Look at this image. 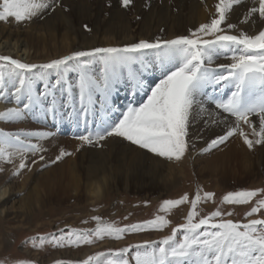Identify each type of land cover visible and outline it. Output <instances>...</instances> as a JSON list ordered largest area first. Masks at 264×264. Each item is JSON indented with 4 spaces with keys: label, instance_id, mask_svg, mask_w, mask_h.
<instances>
[{
    "label": "snow or ice",
    "instance_id": "snow-or-ice-1",
    "mask_svg": "<svg viewBox=\"0 0 264 264\" xmlns=\"http://www.w3.org/2000/svg\"><path fill=\"white\" fill-rule=\"evenodd\" d=\"M132 3L133 0H119L124 9ZM234 6L246 8L239 24L231 22L237 11ZM58 7L68 11L61 0H0V22L31 23ZM257 14L259 22L264 23V0H251V6L242 0H218L215 13L207 22L172 39L157 37L154 41L140 40L119 47L77 50L43 64L0 56V101L14 105L0 111V121L15 123L38 115L55 123L82 126L83 131L74 137L81 146L102 148L103 142L111 139L127 142L167 161H179L189 151L194 109L199 107L197 114L204 112V103L208 101L218 110V119L205 123L218 126L220 131L201 151L220 148L233 137L242 139L253 150L264 145V27L251 31L257 23ZM241 25H248V29ZM83 28L92 31L87 24ZM150 55L161 70L154 86L145 85L143 80L146 58ZM221 56L230 62L216 64ZM5 65H8L6 71ZM72 75L75 81L70 79ZM52 76L54 81L50 80ZM125 81L133 95L143 92L146 99L138 106L130 102L113 119L110 116L114 110L113 97ZM38 83L42 88H37ZM224 90L227 95L223 94ZM217 92L221 95L213 94ZM53 134L0 132V162L13 165V176H19L25 169L31 171L33 165L45 160L43 155H39V160L31 159L44 151L31 139ZM66 155L71 153L61 150L43 167L57 163ZM4 171L0 167V172ZM214 197V193H202L198 189L191 197L184 194L179 199L164 200L159 207L163 215L125 227L93 216L94 229L61 230L59 236H52L50 243L54 247H80L106 237L122 240L129 233H163L170 228V233L158 240L112 251L116 259L108 264H264V218H251L257 214L264 216V188L229 192L220 201L233 206L249 205L260 197L245 213L247 222L226 219L233 212L220 207L201 216L200 205L214 203ZM181 205L188 206L184 222L173 226L167 216ZM38 239L39 243L33 240L34 248L45 243L44 237ZM133 248L135 254L129 258ZM96 258L88 256L78 264H93Z\"/></svg>",
    "mask_w": 264,
    "mask_h": 264
},
{
    "label": "rangeland",
    "instance_id": "rangeland-1",
    "mask_svg": "<svg viewBox=\"0 0 264 264\" xmlns=\"http://www.w3.org/2000/svg\"><path fill=\"white\" fill-rule=\"evenodd\" d=\"M175 2L176 0H172V2L170 0L171 5L169 14H173L170 23L164 27L159 24H151V29L148 25L150 24L148 22L149 8L147 5L143 4V6L137 10V6L134 2L128 9L122 8L119 6V3L114 5L111 2L100 10H92L94 7L92 8L91 5L86 4L83 6V9L81 8L80 12L76 9L71 10L72 12L69 11V9L68 11L63 10L61 15L57 16V18L62 19V29L64 31L66 28H72L75 30L81 29V31L86 33L85 35H88L90 40L92 39L97 26L100 25V22L104 27L107 25L105 29H107L109 25L111 27L119 23L124 24L128 26V30H124V35L122 34L123 36L112 34L116 37V39L113 41L122 42L119 46H124L127 44L136 43L140 40L154 41L157 37L161 39H172L179 35H186L190 29H195L196 25L202 22L196 21L191 26H189L187 24L188 14L186 13L182 14L179 19L174 20L175 14L177 13ZM52 17L53 15L49 14L45 16L43 20L36 19L27 24L18 25L15 23L0 22V25L7 27L13 25L14 28L12 30L19 31L18 29L26 28L28 24L31 25L33 22L36 23L37 20L49 22ZM84 24H87L92 29V31H85L83 28ZM186 24L190 27V29H187ZM98 28L104 29L103 27ZM147 29L151 30V32L148 34L146 32ZM97 41L99 40L97 39ZM77 43L81 45L83 40L78 41ZM78 44L74 45L73 50L79 46ZM119 46L117 45V47ZM58 50V47H56L49 53L33 54L30 63H47L53 59L61 58L67 53L73 52L64 49V47H61L60 51ZM6 70L7 65H5V71ZM72 77H74V75H72ZM50 80L54 81L55 76L50 77ZM37 88H42V85L38 83ZM144 100L145 98L143 101ZM143 101L141 99L140 103ZM206 102L207 101H205L204 104H206ZM140 103L134 102V104H137V106ZM30 117L32 116H29L21 122L15 123L0 121V132H46L43 129L53 132L54 128L58 127L56 124H59L55 123L51 125L50 122L52 121H47L49 118L42 117H39L38 122L32 123V121H29ZM46 123L47 126H45ZM63 123L68 124V122ZM69 134H65L63 137H60L59 140H57V142H55L54 145H51L50 147L45 145L46 148H43L44 151L37 154L35 157H31V159L39 160V155H43L45 160L33 165L31 171H28L27 169L23 170L19 176L12 175V164L0 162V167L5 169L4 172H0V177L5 178L3 181H1L0 186L10 187L11 189L12 186L22 188L23 184H27V186L29 185L27 189L26 186L24 189H22V191L18 190L14 195V199L7 204L6 207L8 208L10 214L8 213L5 217V215H2L0 212V264H21L23 261H31L32 264H57L58 261L62 262V264H78L79 261L87 259L88 256L97 257L93 264H108L109 260L116 259L115 256L111 255L112 251L128 247L129 245L140 244L147 240H158L162 235L169 234L170 228L165 229L163 233L155 231L129 233L126 234L122 240H114L106 237L104 240L97 241L92 245H81L80 247H54L53 244L50 243L51 238L53 235L59 236L61 234V230L67 232L70 229H94L96 222L92 220L93 216H99L105 222H115L119 227L143 223L145 221L154 219L156 215L164 214L159 212V207L164 200L179 199L184 194H188L191 197L194 196L198 189L202 190V193L212 192L215 194L214 203L208 202L207 204L200 205L201 216L208 215L211 211H214L217 207H220L222 210L233 212L232 216H225L226 219L247 222L245 220V213L250 210V207L253 206L256 200L260 197L254 198L249 205L233 206L221 204L220 201L222 200L223 196L229 192L257 190L264 188V172L262 171L260 172L259 170H254V172L248 176L240 173L235 178H221L219 176L210 177L205 171L201 170V162H196L192 168L191 164L187 163V161H184V157H182L178 163L182 164L183 166L181 167L183 169V177L185 181L184 183H182V181L179 186L171 189V191H157L155 194L149 192L141 193L136 189H130L129 187L127 188L123 185H120L118 189L114 187L113 189L108 190L103 195L101 194L96 198L91 197L89 194L80 196L75 195L72 192H68L67 197L61 196L63 200L59 199V201L56 202V200L53 199L51 205L38 209V211H35L31 216L24 220V216H19V211L16 208L20 206L19 200L25 197L27 190L34 185H41L43 182L42 179L44 178L43 174L45 172L51 174V171H53L55 167H61L64 164L69 163L71 158H74L75 152L70 151V142H75L77 144L78 139L70 137ZM42 139L45 138H41L39 140L32 138L31 142L38 143L40 145ZM66 141L70 142L66 143ZM56 143L58 144L56 145ZM84 146L88 145L81 146L80 143L78 151L83 149ZM61 150L69 152L71 155H66L57 163L50 164L48 167H43L46 162L50 163L51 160H54L56 156L59 155ZM206 154L207 152H203L202 155L204 156ZM31 159H29L28 163H31ZM16 163H19L18 159L16 160ZM68 171V169H64L65 173H68ZM29 173L31 176L35 174L33 176L37 177L35 181H33V178L29 177L26 178V180H23L22 177H26V175ZM81 175L82 173L78 172L77 176L79 179L81 178ZM13 205L15 208L11 210ZM187 208V205H181L179 208L173 209L172 212L168 214L167 218L172 221L173 226L184 222V216H186ZM262 212H264V210H262ZM251 218H264V216L257 214L255 217ZM85 221H87V223H85ZM40 237L45 238V243L40 248H34L33 240H36L37 243H39L38 238ZM135 251L136 250L134 248L131 249L128 253V257L131 258L135 254ZM101 253L103 255L97 256V254Z\"/></svg>",
    "mask_w": 264,
    "mask_h": 264
},
{
    "label": "bare ground",
    "instance_id": "bare-ground-1",
    "mask_svg": "<svg viewBox=\"0 0 264 264\" xmlns=\"http://www.w3.org/2000/svg\"><path fill=\"white\" fill-rule=\"evenodd\" d=\"M111 2L115 5L119 3V0H61V3L69 11L76 9L79 12L86 4L91 5L92 8L94 7L92 10H100ZM133 2L137 6V10L143 4L149 8L148 22L150 24L148 25L150 29L152 25L157 24L163 27L167 26L172 20L173 14H169L170 0H133ZM242 2L251 6V0H242ZM217 3L218 0H176L177 13L174 20L179 19L182 14L186 13L188 14L187 24L189 26L196 21H202L201 23L207 22L215 13V5ZM234 7L237 8V11L231 16V22L239 24L240 20L243 19L246 8L242 6ZM62 11L63 8L58 7L55 12L51 13L53 17L49 22H43L44 17L42 20H37L36 23L33 22L31 25H26V28L18 29L19 31L12 30L14 28L13 25L8 27L0 25V56H9L21 62L30 63L33 54L49 53L56 47H58V51L61 50V47H64L68 51H77L89 50L95 46H119L122 42L113 41L116 39L113 35H122L124 30H128V26L120 23L111 27L109 25L105 29L107 25L104 27L100 22L90 40L88 35H85L86 33L81 31V29L66 28L65 31L62 29V19L57 18V16L61 15ZM201 23L197 24L196 27ZM187 24V29H190ZM98 27H103L104 29ZM241 27L248 29V25H241ZM262 27H264V23L259 22L257 14V23L252 25L251 31H256ZM150 29H147V34L151 32ZM81 40H83V43L79 45L77 42ZM75 44L79 46L73 50ZM229 62L223 56L215 61L216 64ZM146 64L147 68L143 72L144 83L145 85L154 86L160 79L161 70L154 56H148ZM70 79L75 81V76H70ZM127 87L128 89L126 90ZM132 91L131 86L127 83L120 86L117 94L113 97L114 110L110 113L111 118H117L120 111L125 110L130 102L140 103L141 99L142 101L144 98L146 99L143 92H137L133 95ZM209 91L211 92V90ZM224 93L227 95V90H224ZM213 94L216 96L221 95L219 92ZM11 106L14 105L0 101V111H4ZM204 108L205 111L199 114H197L199 107L194 109L193 115L195 119L189 127V151L183 156L184 161L190 163L192 168L196 162H201V170L205 171L210 177L235 178L240 173L248 176L254 170L264 172V145H258L253 150H249L243 144L242 139L236 137L230 138L226 145L213 149L204 156L202 155L203 152L201 150L220 131L218 126L210 122L208 124L205 123L211 119H218L216 116L218 110L208 101L204 104ZM59 138L53 134L50 137L42 139L40 146L42 148L45 145L50 147ZM69 142L66 141V143ZM80 143L79 140L77 144L70 142V151L75 152L74 158H71L69 163L61 167H55L51 171V174L45 172L43 174V182L41 181L42 184L30 187L25 197L19 200L20 206L16 209L19 211V216H24V220L35 211H38V209L51 205L53 199L58 202L62 197H67L68 192L80 196L89 194L91 197L96 198L114 187L118 189L120 185H123L130 189H136L141 193L149 192L155 194L157 191H171V189L179 186L182 181V183L185 181L183 166L178 161H167L163 158L155 157L143 150L135 149V146H130L127 142H117L109 139L103 142L104 147L102 148L84 146L83 149L78 151ZM64 169H68V173H65ZM78 172L82 173L80 179L77 176ZM33 176L29 173L26 177L22 178L26 180L29 177L35 181L37 177ZM4 179V177H0V184ZM22 186V188L12 186L11 189L10 187L0 186V212L5 217L9 213L6 207L7 204L14 199L15 193L18 190L22 191L27 184H23ZM28 187L29 185L26 189ZM14 208L13 205L11 210Z\"/></svg>",
    "mask_w": 264,
    "mask_h": 264
}]
</instances>
